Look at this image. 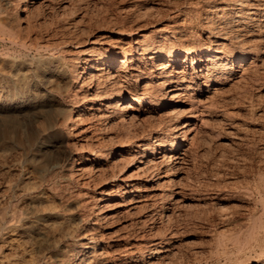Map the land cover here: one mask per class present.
I'll use <instances>...</instances> for the list:
<instances>
[{"label":"bare ground","instance_id":"1","mask_svg":"<svg viewBox=\"0 0 264 264\" xmlns=\"http://www.w3.org/2000/svg\"><path fill=\"white\" fill-rule=\"evenodd\" d=\"M74 1L0 0V44L19 50H0V264H165L177 232L157 223L203 200L188 175L216 85L258 67L249 48L229 50L238 30L212 15L234 12L239 25L263 17V4L205 0L206 31L220 39L202 48L175 43L180 12L164 27L146 30L139 15L90 36L91 23L71 18ZM17 116L21 140L8 124ZM56 170L61 180L47 183ZM256 221L247 244L261 242Z\"/></svg>","mask_w":264,"mask_h":264},{"label":"rangeland","instance_id":"2","mask_svg":"<svg viewBox=\"0 0 264 264\" xmlns=\"http://www.w3.org/2000/svg\"><path fill=\"white\" fill-rule=\"evenodd\" d=\"M256 2L258 6L263 4L260 7H264V0ZM205 8V0H75L73 8L75 14L73 11L71 18L76 20L79 18L84 23H91L93 32L90 31V36H92L111 24L131 25L139 15L142 17L139 23L143 24L146 30L151 26L164 27L174 19L172 16L175 13L180 12L177 20L185 25L181 28L185 30L181 42L175 41V43L203 48L209 44V38L212 39L211 44L220 39V36L206 31L205 14L202 11ZM12 10V8L7 9V14L10 15ZM82 15L84 18H81ZM234 16V12L230 16H224L225 18L212 15L211 20L215 26L222 25L233 32L237 29L239 37L236 38L237 41L233 38L229 50L239 51L242 47L249 48L251 54L249 53L246 62L250 58L253 59L255 54V63L258 67L249 68L246 77L237 83L231 75L227 81L224 80L225 76H220L221 80L226 81H222L224 82L222 85H216L219 83L217 81L211 85V87L218 86L220 93L218 91L219 95L213 97L214 104L204 115L206 120L202 128L204 132L194 148L198 155L197 161L188 175L191 180L189 184L203 200L195 201L194 206L186 211L175 210V215L169 222L161 225L157 223L156 233L169 235L171 231L177 232L173 239L175 249L165 264H261L260 259H264V234L259 238L261 241L259 245L253 241L247 244L246 239L244 240L247 236L244 230L248 231V228L254 224L253 221L258 222L256 219H264V208L260 202V195H264V64L260 61L261 57L264 59V16L260 15L256 20L247 18L239 25L235 23ZM38 19L41 20L40 15L37 16ZM1 49L11 53L19 51L9 42L1 43ZM34 54L31 52L28 58ZM195 55L199 56V54ZM213 93L214 91H211L202 95L203 99L207 100L206 103L209 101L208 96ZM23 122L21 116L12 118L8 122L10 129L13 128V136L11 134L13 139L21 140ZM2 123L1 121L0 124ZM55 172L46 175V178L53 175L47 183L52 184L61 180L62 170ZM69 188L66 191L76 189L75 186ZM213 193L220 194L222 198L221 202L215 205L216 207L210 204L209 200ZM234 240L240 243L238 245L243 243L241 245L243 247L238 246L236 241L234 245ZM222 249L224 250L221 251Z\"/></svg>","mask_w":264,"mask_h":264}]
</instances>
